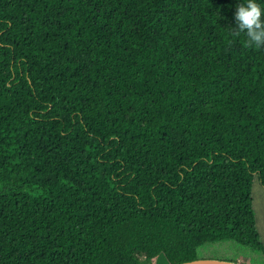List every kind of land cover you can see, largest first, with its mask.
I'll list each match as a JSON object with an SVG mask.
<instances>
[{"label": "trees", "instance_id": "16d2710c", "mask_svg": "<svg viewBox=\"0 0 264 264\" xmlns=\"http://www.w3.org/2000/svg\"><path fill=\"white\" fill-rule=\"evenodd\" d=\"M238 2L0 0V264L264 258V46Z\"/></svg>", "mask_w": 264, "mask_h": 264}, {"label": "clouds", "instance_id": "9594fccd", "mask_svg": "<svg viewBox=\"0 0 264 264\" xmlns=\"http://www.w3.org/2000/svg\"><path fill=\"white\" fill-rule=\"evenodd\" d=\"M262 14H264V8L261 7L258 0H239L234 12L236 30L244 32L248 43L256 47L264 46Z\"/></svg>", "mask_w": 264, "mask_h": 264}, {"label": "rangeland", "instance_id": "374dc122", "mask_svg": "<svg viewBox=\"0 0 264 264\" xmlns=\"http://www.w3.org/2000/svg\"><path fill=\"white\" fill-rule=\"evenodd\" d=\"M197 255L202 258H211L217 260H237L248 264H264V258L259 253L240 248L232 243H216L206 245L201 250H197ZM156 264H164L163 258H160Z\"/></svg>", "mask_w": 264, "mask_h": 264}, {"label": "water", "instance_id": "95a60500", "mask_svg": "<svg viewBox=\"0 0 264 264\" xmlns=\"http://www.w3.org/2000/svg\"><path fill=\"white\" fill-rule=\"evenodd\" d=\"M178 264H241L239 262H231L217 259H195L187 262H182Z\"/></svg>", "mask_w": 264, "mask_h": 264}]
</instances>
